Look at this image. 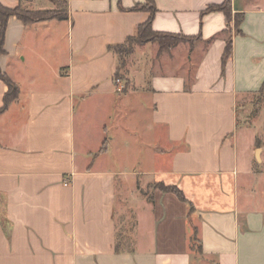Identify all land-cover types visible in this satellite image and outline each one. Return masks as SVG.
<instances>
[{"label": "crops", "instance_id": "obj_1", "mask_svg": "<svg viewBox=\"0 0 264 264\" xmlns=\"http://www.w3.org/2000/svg\"><path fill=\"white\" fill-rule=\"evenodd\" d=\"M62 1L65 20L7 21L0 69L19 93L0 112V264H264L263 146L238 121L264 81V0H231L229 22L204 13L224 0ZM147 1L153 30L200 39L161 56L154 43L137 45L136 63L116 78L109 46L148 19L132 10ZM47 3L0 0L54 9ZM7 91L0 79V108ZM133 120L143 137L135 152H168L169 167L111 162L110 126L126 138ZM159 182L181 189L192 209Z\"/></svg>", "mask_w": 264, "mask_h": 264}, {"label": "trees", "instance_id": "obj_2", "mask_svg": "<svg viewBox=\"0 0 264 264\" xmlns=\"http://www.w3.org/2000/svg\"><path fill=\"white\" fill-rule=\"evenodd\" d=\"M55 2H60L62 8H54L48 10H27L22 6L18 5L14 8H8L0 4V55H2L5 50L3 48L4 34L7 26V21L9 17L14 16L24 24H30L39 21H47L51 19L56 20H65L68 17L67 5L65 1L53 0ZM148 10L149 17L148 19L139 24L135 30V33L120 44H116L113 46H109V49L114 51L116 55L119 57L121 62L117 65V69L115 72L116 78H122V74L120 73V67L123 66L124 63L123 58L132 54L134 51V47L136 45H143L149 42L156 43L158 46V55L164 52L171 51L180 41H194L199 40L200 36H187L179 33H171V32H161L155 31L151 27V20L155 13V7L151 1H147L146 4H135L132 10ZM213 11H221L227 17V21L229 22L231 19V0H224L220 4L209 5L204 13L213 12ZM241 20L240 16L235 17V23L238 24ZM182 39V40H181ZM232 55V38L228 37L226 40V46L222 55V65L228 61V59ZM120 66V67H119ZM0 79L5 82L8 86V91L5 93L3 98V105L0 108V112L4 111L8 105L17 98L19 89L17 85L7 76L5 72L0 69ZM126 85H124L121 91H125ZM257 93L256 106L260 104V101L264 98V81L262 82ZM102 150H100L101 153ZM157 187L164 192L174 193L179 200L183 202H187L192 209L191 203L184 196L181 189H179L175 185H165L162 182L157 183ZM191 248H193V242L197 243V252L201 251V246L199 244V240L196 235V231L192 233L189 237Z\"/></svg>", "mask_w": 264, "mask_h": 264}, {"label": "rangeland", "instance_id": "obj_3", "mask_svg": "<svg viewBox=\"0 0 264 264\" xmlns=\"http://www.w3.org/2000/svg\"><path fill=\"white\" fill-rule=\"evenodd\" d=\"M53 4H45L47 8H52L54 6V8H62V5L60 4V2H55L53 0H51ZM61 1V0H60ZM182 40V39H181ZM196 41L198 40H194V41H186L183 39V41H180L175 47L177 46H181L182 44L187 46L188 44L190 45H194L196 43ZM153 43V42H151ZM156 46L157 44L154 43ZM137 46V45H136ZM136 46L134 47V49L136 48ZM174 47V48H175ZM173 50V49H172ZM171 51H169L168 53H170ZM166 53V52H164ZM164 53H161L160 55H158V51H157V56H161L162 54L164 55ZM151 56V51H148L147 53H144L142 56H140L141 58L144 57V59H148ZM177 57L174 59V61L169 62L170 65H168L169 70H177L178 65L177 62L178 60H176ZM124 63L122 64L123 66H119L120 67V72L123 73V71L125 70V68H128L129 66H131V68L133 67L132 64H135V60L132 57V54L126 56L123 58ZM121 62V60L119 59V57L117 56V65ZM121 85V86H120ZM120 90L122 89V87L124 86V82L121 81L120 82ZM130 87V86H128ZM248 95L245 99V102L243 103L244 108L240 109V114H239V125H246L249 126L250 125V129L248 127L247 131L249 133V135L252 133V135H256L260 141L257 142L258 145L263 146V150H260L259 146L257 148L256 151V156L257 158H259V156L261 155L263 157L264 160V98L260 101V104L258 106H256V100H257V93L253 94L252 96ZM126 121V120H125ZM139 123L133 121H128L125 123L126 126H128L131 130H132V135L128 136L125 138V133H123V130H120L119 128H116L112 130V127L110 126V132L107 136H109V138H113V152H110V154L108 155L111 160V162H113L116 166H118L120 169L122 170H130L133 171L134 169L136 170H140L142 168L144 169H160V168H166L169 167V158L167 157V153L168 152H135L138 149L135 148V145H133V141H135L136 139H138L140 142H142L141 140L143 139L142 134H141V126L138 125ZM124 125V124H123ZM246 143V142H245ZM245 145V144H244ZM246 146V145H245ZM155 153L156 157H151V154ZM146 177V176H145ZM142 179V178H141ZM140 179V180H141ZM143 180H145V178H143ZM138 188H140L143 192H147L148 194H151L152 191L156 188V182H151L148 184H144V183H140V181H138ZM188 207L190 209V205L188 204ZM127 216H129V214H126ZM188 215H191L190 213H188ZM129 220V219H128ZM127 222H125L126 224ZM195 231V229H192V232ZM192 235V234H191ZM193 249L197 250V243L193 242ZM200 257L197 255V253L195 254V259L198 261Z\"/></svg>", "mask_w": 264, "mask_h": 264}, {"label": "built area", "instance_id": "obj_4", "mask_svg": "<svg viewBox=\"0 0 264 264\" xmlns=\"http://www.w3.org/2000/svg\"><path fill=\"white\" fill-rule=\"evenodd\" d=\"M119 80H117V82H118Z\"/></svg>", "mask_w": 264, "mask_h": 264}]
</instances>
